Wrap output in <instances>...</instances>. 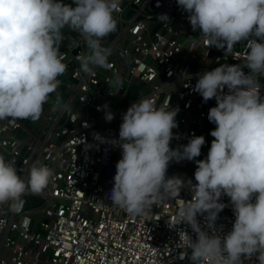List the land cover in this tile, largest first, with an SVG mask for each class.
<instances>
[{
  "label": "built area",
  "instance_id": "obj_1",
  "mask_svg": "<svg viewBox=\"0 0 264 264\" xmlns=\"http://www.w3.org/2000/svg\"><path fill=\"white\" fill-rule=\"evenodd\" d=\"M160 14L170 20L158 18ZM114 18L116 31L101 42L111 50L109 68L90 65L93 71L87 74L80 70L78 57L90 50L73 29L72 42L60 50L67 70L58 77L57 89L65 93L62 103L70 111L46 113L34 131L23 120L15 125L0 121V155L15 159L18 174L26 179L37 161L54 173L42 192L26 191L15 210L11 201L0 204V264H191V250L177 246L178 231H187L193 239L195 233L188 224L169 227L178 208L192 199L190 186L178 198H161L146 215H130L112 205L108 197L121 158V149L112 141L119 139L123 114L137 100L151 97L157 108H178L170 146L186 145L193 135H203L205 144L194 160L171 162L167 175L195 184V161L206 159L214 139L210 132L216 126L207 116L217 102H205L193 89L205 71L243 65L247 41L225 50L208 47L176 0H121ZM117 74L119 89L112 83ZM259 80L264 95V76ZM143 86L149 91L143 92ZM51 101L54 106L56 98ZM107 111L114 115L110 122ZM32 195L42 203L28 206ZM220 202L225 207L214 228L208 227L205 216H197L209 234L232 229L230 198L222 195ZM244 264L259 261L254 255Z\"/></svg>",
  "mask_w": 264,
  "mask_h": 264
},
{
  "label": "clouds",
  "instance_id": "obj_2",
  "mask_svg": "<svg viewBox=\"0 0 264 264\" xmlns=\"http://www.w3.org/2000/svg\"><path fill=\"white\" fill-rule=\"evenodd\" d=\"M176 2L208 47L225 50L247 41L245 63L220 65L197 79L193 90L205 102L215 98L217 103L207 116L216 126L210 132L214 139L206 159L195 161V184L169 177L167 170L173 161L199 157L204 136L193 135L186 145L172 148L179 109L157 108L147 97L123 114L119 139L112 141L121 149V158L108 198L130 215H146L161 198H178L189 185L192 199L178 208L169 227L188 224L195 233L193 239L187 231H178L177 246L191 250V264H244L254 255L264 264V95L259 80L264 76V0ZM120 3L0 0V121L15 125L19 120H39L43 105L59 86L58 77L67 70L59 50L65 26L78 31L90 50L78 57L81 71L91 73L90 65L109 68L111 50L101 42L116 31L114 13ZM157 17L170 20L167 14ZM112 83L117 89L122 86L118 74ZM54 108L70 111L59 96ZM105 119L112 121L113 113L107 111ZM96 138L101 139L98 134ZM53 174L37 161L25 179L18 174L15 159L0 155V204L11 201L15 210L26 191L42 192ZM222 195L230 198L235 220L226 234H209L201 229L197 216H205L208 227L214 228L225 207Z\"/></svg>",
  "mask_w": 264,
  "mask_h": 264
},
{
  "label": "crops",
  "instance_id": "obj_3",
  "mask_svg": "<svg viewBox=\"0 0 264 264\" xmlns=\"http://www.w3.org/2000/svg\"><path fill=\"white\" fill-rule=\"evenodd\" d=\"M61 32H62V35H63V41L64 42L62 41L59 50H62V48L67 47L72 42V37L71 36H73L72 35L73 33L72 34H69V33L65 32L63 30H61ZM110 36H111V34L109 36L105 37L102 40V42L107 41ZM57 96H59L61 98V101H63L64 100V97H65V93L62 90L56 89L52 94H50V97H49L48 102L43 105V113H42L41 117L39 118V120H36V121H32L31 119H25V120H23L24 123H25V125H26V127L29 130H33V131L36 130V128L38 127L39 123L42 121L43 116L46 113L56 111L57 108H54L51 100H52V98H56ZM30 198H31V196L29 197V199ZM32 205H34V204H32Z\"/></svg>",
  "mask_w": 264,
  "mask_h": 264
},
{
  "label": "rangeland",
  "instance_id": "obj_4",
  "mask_svg": "<svg viewBox=\"0 0 264 264\" xmlns=\"http://www.w3.org/2000/svg\"><path fill=\"white\" fill-rule=\"evenodd\" d=\"M63 2L65 3V4H72L71 3V0H63ZM61 30H63V31H65V32H67V33H69V34H72L73 33V30H72V28L71 27H68V26H66L65 28H63V29H61ZM62 33V32H61ZM66 41V40H65ZM64 42V41H63ZM67 42V41H66ZM143 88V92L145 91H149V87H147V86H143L142 87ZM135 95H137V94H133V95H131V96H135ZM179 168V167H178ZM187 171L188 172H191V170H189V169H187Z\"/></svg>",
  "mask_w": 264,
  "mask_h": 264
},
{
  "label": "trees",
  "instance_id": "obj_5",
  "mask_svg": "<svg viewBox=\"0 0 264 264\" xmlns=\"http://www.w3.org/2000/svg\"><path fill=\"white\" fill-rule=\"evenodd\" d=\"M71 3H72V0H71ZM28 201H29L28 206H32V204H34V205H40L42 203V200L40 198H38V197H35V196L34 197L31 196V198Z\"/></svg>",
  "mask_w": 264,
  "mask_h": 264
}]
</instances>
